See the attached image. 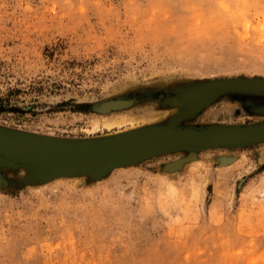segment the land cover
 I'll return each instance as SVG.
<instances>
[{"label":"rangeland","instance_id":"obj_1","mask_svg":"<svg viewBox=\"0 0 264 264\" xmlns=\"http://www.w3.org/2000/svg\"><path fill=\"white\" fill-rule=\"evenodd\" d=\"M232 78L264 79V0H0L2 129L80 140L167 125L191 90ZM117 100L131 104L100 110ZM263 120L264 93L239 94L176 126ZM0 264H264V142L101 178L0 162Z\"/></svg>","mask_w":264,"mask_h":264},{"label":"water","instance_id":"obj_2","mask_svg":"<svg viewBox=\"0 0 264 264\" xmlns=\"http://www.w3.org/2000/svg\"><path fill=\"white\" fill-rule=\"evenodd\" d=\"M250 82L258 84L252 85ZM212 83L218 85L217 90H213L206 100L196 104L194 102L196 94ZM260 93H264V79L232 78L206 82L184 96L186 110L177 114L169 124L149 125L114 136L94 139L63 140L0 128V162L12 167L36 169L45 178L73 177L81 174L101 178L114 168L134 165L153 156L177 150L250 146L264 142V132L245 133L240 136L228 135L227 138L214 140H208L205 135L210 134L215 126L229 131H239L264 124V120L246 125L212 124L202 128L177 127L176 124L180 120L195 116L222 96ZM113 102L122 103V108L131 104V101H109L103 103L100 110L109 112L118 109L119 107L116 106L109 108L106 106ZM165 130L177 132L192 130L198 133L199 138L174 139L169 144L162 143L163 141L154 143L149 141L151 136ZM182 162L183 160L176 161L177 166Z\"/></svg>","mask_w":264,"mask_h":264},{"label":"bare ground","instance_id":"obj_3","mask_svg":"<svg viewBox=\"0 0 264 264\" xmlns=\"http://www.w3.org/2000/svg\"><path fill=\"white\" fill-rule=\"evenodd\" d=\"M242 83H246V82H242ZM251 83H252V85L258 84V83L257 84L254 83V82H250V84ZM217 87H218V85H216V83L209 84L203 90H201L198 94H196L194 102L196 104H198V103H201L202 101L206 100L213 90H217ZM121 104L122 103H119V102H113V103H110L106 106L108 108L110 106H116V107L122 108L121 106L123 104L122 105ZM130 121L131 120H129L127 118H120V119L119 118L118 119L117 118H106V119H103L101 124L103 127L110 128L114 125H116V126L124 125ZM130 123H132V121ZM97 125L98 124L96 123L94 127H96ZM212 130H209V131H212V132H210V134L205 135V137L208 140L227 138L228 135L240 136V135L245 134V133H251V134H254L255 132L261 133V132H264V124H261V125H258V126L246 129V130H239V131H229L226 129H222L220 127L216 128V126L213 127ZM114 135H117V134H114ZM114 135H108V136H114ZM108 136H102V137H108ZM98 138H101V137H98ZM189 138H192L193 140L198 139L199 138L198 133H196L192 130H186V131H180V132H177L174 130H165L163 132H160V133H157V134L151 136L149 141L152 143L158 142V141H163L162 143L169 144L172 141H174V139L186 140ZM88 139H94V138H88ZM63 140H65V139H63ZM82 140H86V139H82ZM59 177L65 178L68 176H59Z\"/></svg>","mask_w":264,"mask_h":264}]
</instances>
